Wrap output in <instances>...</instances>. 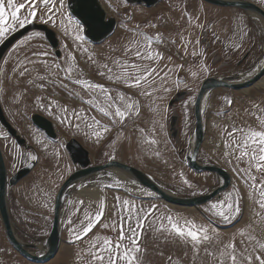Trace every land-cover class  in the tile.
I'll return each instance as SVG.
<instances>
[{"label": "rangeland", "instance_id": "rangeland-1", "mask_svg": "<svg viewBox=\"0 0 264 264\" xmlns=\"http://www.w3.org/2000/svg\"><path fill=\"white\" fill-rule=\"evenodd\" d=\"M254 1H259L264 9L261 0ZM4 3L7 11L11 13L12 9L8 8L7 0H4ZM15 3L27 4L28 0H15ZM102 3L107 13L117 19L118 26L113 37L100 45H93L86 39L84 42L75 40L78 29L76 19L68 10L67 0H51L48 5H44L43 0H36L38 11L33 22L42 23L41 16L46 19V9L52 8L55 22L49 21L46 25L54 29L59 37L61 58H56L50 46L46 47L38 42L41 39L45 41L43 33L32 32L10 49L0 68V100L7 119L29 145H35V151L39 154L38 164L33 171L10 190L12 218L17 234L26 243L45 240L51 232L57 192L78 169L73 165L67 151V143L72 140H76L83 147L94 145L96 151L109 148L113 140L120 143V158L127 161L125 164L150 174L166 189L184 197L201 196L219 185L220 180L216 174H198L185 164L183 154H186V138L191 130L187 132L183 127V146L180 148L170 136V144H166L165 139L157 136L163 124V109L175 97L167 100V95L173 88L172 60L175 61L176 57L166 53L160 44L161 39L162 43L168 41L175 46L180 53L193 51L196 57L199 55L194 61L204 65V59H209L205 53L209 51L210 43L206 40L203 44L202 41L201 49L198 48L200 42L197 41H200L201 34L199 31L209 19L224 16L226 23L229 22L227 25L236 27L235 31L232 27L212 30L215 37H221L224 46L236 47L246 35L245 40L254 37L253 42H248L249 46L254 43L252 52H249L251 58L243 68L251 69L264 54V33L260 24L257 22V27L247 19H241L240 12L233 15L228 12L230 10L207 4L203 6L200 0H162L151 8L144 5L128 7L119 0H102ZM27 11V8L21 9L18 15L23 17ZM69 17L72 18L71 22ZM9 22L10 26H14ZM155 25L160 28L155 29ZM15 27L14 32L21 29ZM14 32H10L8 37ZM146 37L150 38L151 47ZM47 48L49 54L46 56L33 55L38 52L45 53ZM137 52L141 53V56L138 57ZM148 52L159 53V57L147 59L145 56ZM227 55L224 59L230 61V54ZM231 55L235 57L236 51ZM245 55L246 52L240 53L237 60H242ZM72 56L75 57L74 63ZM182 60L185 62L184 58ZM232 60L236 61L235 58ZM32 61L37 63L33 64ZM56 64H59L60 68H56ZM131 65H139V73ZM70 66L73 71L70 74L71 79H67L65 69ZM233 67L234 65L230 69H223V72L215 76L238 74ZM25 69L28 71L21 76L20 72ZM152 69L155 71H152L146 80L141 81L138 87L129 86L137 74L145 75ZM125 72L129 73V77L124 76ZM188 75L185 68L178 69V76L186 80ZM40 76L46 79H38ZM209 77L211 76L204 73L195 82L201 86ZM75 80H86L109 89L111 101H106L105 94L99 90L83 87L74 83ZM50 86L56 92L53 95L50 94ZM186 92L192 94L190 91ZM120 94H123L124 101L120 100ZM87 101L93 103L89 104ZM127 102H134L135 107L121 120L115 116V107L119 106L121 110L126 111ZM180 105L176 104L173 109L178 112ZM100 108H104L109 114H103ZM35 114H41L53 122L59 135L57 140L43 138L31 122ZM204 121L206 135L199 160L204 164H217L227 169L233 177L232 186L223 192L220 198L198 208L174 207L146 189H132L121 180L101 178L99 182L87 187L93 191L82 194L77 192L66 201L61 247L49 262H32L16 249L15 254L14 248L6 238L0 218V264H100L94 258L93 252H100L105 240H110L113 246L130 244L127 238L123 241L119 239L122 224L126 237L129 234V224L136 226L134 218L129 220L123 203L125 200L129 201V207L134 208L144 218L142 234L138 241L141 251L137 254L141 264H232L229 255L232 249L229 246L233 244L240 261V254H247L245 249L251 251L256 246L255 241L249 242V236H255L264 243V232L258 227L264 225V209L259 207V186L264 184V169L258 171L256 162L251 157L238 159L240 149L236 147L244 143L249 130L264 131V86L255 84L242 91L214 90L204 107ZM194 127L193 115L192 132ZM3 129L0 125V146L11 177L17 169L26 165L27 156L31 154L32 157L33 152L20 149L16 141L6 135ZM146 129L152 133H145ZM100 142L108 143L100 145ZM248 143L251 145L252 142L249 140ZM179 149H182V154ZM154 150L160 155L154 154ZM154 155L160 158H155ZM147 164L149 166H146ZM249 174L256 178V190L250 186L252 181ZM221 201L225 209L228 203H232L234 207L237 202L239 204V214L229 222L217 216V210L211 208L213 203ZM141 209H151V212L145 217ZM100 211L103 213L102 219L94 222L92 230L81 240H76L74 232L70 229L81 231L88 223L85 215L95 217ZM169 216L174 222L178 220L181 227L187 222L194 224L197 229L207 227L209 241L193 248L190 242L185 243L174 234L159 231L161 223L169 227ZM69 219L72 224L68 223ZM241 232L244 235H241ZM101 254L107 257V252ZM103 264H108L107 259ZM118 264L124 262L119 260ZM241 264H246V261Z\"/></svg>", "mask_w": 264, "mask_h": 264}, {"label": "water", "instance_id": "water-1", "mask_svg": "<svg viewBox=\"0 0 264 264\" xmlns=\"http://www.w3.org/2000/svg\"><path fill=\"white\" fill-rule=\"evenodd\" d=\"M132 5H144L148 8L156 6L162 0H127ZM214 6L224 8H238L245 11L262 28L264 33V9L248 0H201ZM83 0H67V7L71 16L84 23V36L94 45L111 38L118 26V21L114 16L109 15L105 10L101 0H88L90 15L87 17L83 13L81 4ZM32 32L43 33L48 44L54 51L55 56L60 59L59 37L54 29L46 24L32 22L24 28L11 34L0 45V68L3 60L10 49L21 39ZM264 77V54L260 61L251 69L227 76H211L201 85L194 107L195 127L188 139L184 162L188 168L195 173H214L219 177V185L197 197H184L166 189L159 181L155 180L136 167L127 165L119 161H111L105 165L90 166L88 151L83 148L76 140H72L67 148L68 153L75 164L82 168L74 172L60 187L54 204V218L50 234L45 240H36L35 243H26L16 231V224L13 221L10 210V190L13 186L27 177L38 162V154L35 149L28 144L27 140L21 136L17 128L7 119L4 108L0 100V125L16 141V144L23 150H31L36 160H31L26 166L21 167L13 176L10 177L4 153L0 146V216L5 228L8 241L26 259L35 263H46L51 261L59 252L62 243V230L65 215L66 201L73 195L101 178H111L112 180H123L118 178L119 174L129 178V183L146 189L156 194L164 203L181 208H198L216 198H220L222 193L227 191L233 183L231 173L217 164H204L199 160L200 150L203 146L206 126L204 121V107L209 95L216 89H230L242 91L251 88ZM188 92L182 91L175 95L170 101L169 108L171 116L168 122V132L176 145L181 142V126L179 111L173 109L176 104L184 101ZM33 124L51 138H57L53 123L40 114L32 116ZM124 181V180H123ZM127 181V180H125ZM128 182V181H127Z\"/></svg>", "mask_w": 264, "mask_h": 264}, {"label": "snow or ice", "instance_id": "snow-or-ice-1", "mask_svg": "<svg viewBox=\"0 0 264 264\" xmlns=\"http://www.w3.org/2000/svg\"><path fill=\"white\" fill-rule=\"evenodd\" d=\"M51 3V0H43L44 5H48ZM261 3H264V0H261ZM7 6L8 8H11L12 11L9 13L5 7L4 0H0V44H2L7 38L8 34L10 32H14L16 30L15 26H18L20 28H24L26 25L32 23L36 17H37V8H36V0H28L27 4H17L15 3V0H7ZM27 8V14L23 17L19 16L18 13L21 11V9ZM81 8L83 10V13L87 17L90 15V7L88 5V0H83V3L81 4ZM45 14H47V18H43V15L41 16V22L42 23H49V21H54V14H52V8L49 7L46 9ZM71 17H69V22H71ZM11 25L10 26V22ZM76 27L78 29L77 34L75 35V40L79 42H84L85 36L80 35V32H83L86 28L84 26V23L81 22V20L76 19ZM67 34V33H65ZM39 35V34H37ZM31 39V37L29 38ZM146 39L149 40V47H151V41L150 38ZM23 43V42H21ZM199 43V41H197ZM84 51L86 52L87 49L85 48ZM34 56H46L47 53H33ZM137 56H141V53L137 52ZM159 57V53L153 54L152 52H148L145 58L147 59H153ZM73 63L75 61V57H71ZM31 63L35 64L37 61H32ZM56 68H60L59 64L55 65ZM106 67V65H105ZM132 68L137 69V72L139 73L140 66L139 65H131ZM205 71H207V68H204ZM25 71H28V69H25L24 71L20 72V75L23 76L25 74ZM66 73L68 74L66 76L67 79H71V73L73 71V67H68L65 69ZM111 71V69H109ZM155 71L154 69L148 71L145 75H139L137 74L135 76L134 82L130 83V87H138L141 83V81L146 80L148 75H151V72ZM195 75V73H193ZM124 76L127 78L129 77V73L125 72ZM40 80L46 79L44 76L38 77ZM111 79V77H109ZM54 83V81H52ZM76 84L82 85L83 87L93 89V90H99L100 92L105 94L106 101H111L112 97L109 94L110 90L104 88L102 85L94 84L86 80H75L73 81ZM128 82L127 79L125 81ZM31 83V81H29ZM61 87H64V85H61ZM167 91V89H165ZM123 94H120V100L124 101ZM87 103L92 104L93 101H87ZM230 104L231 101H228ZM135 104L134 102H127L125 105L126 111L121 110L119 106L115 107V116L119 117L121 120H123L128 113H131L134 110ZM103 114L108 115L109 113L105 112L104 108L99 109ZM79 125H77L78 127ZM107 131V129H105ZM97 136L99 138V133H97ZM247 139L244 141L242 145H237L236 147L240 149L238 159L243 157H251L252 160H254L256 169L259 171L261 169H264V131H252L249 130L246 133ZM251 141V145H249L248 141ZM154 143V141H153ZM251 147V151H249V148ZM31 159L36 160V156H32ZM112 159H115V157H112ZM249 178L252 181V184L250 185L253 190L257 189V185L255 183V177L251 176L249 174ZM191 187V185H189ZM151 195V193H149ZM259 207L261 209H264V184H261L259 186ZM125 210L128 212L129 220L132 218L135 219L136 226L132 227L131 224H129L128 228V236H125L124 227L123 224L121 225L120 229V236L119 239L121 241L125 240L126 238L129 240V245H122V244H116L115 246L112 245L110 240H105L103 242V247L100 252H93L94 258L100 262V264H103L105 259H107L108 264H118L119 260H122L124 264H141L138 253L141 251L140 247L138 246V241L140 238V235L142 234V228H143V222L144 218H142L134 208L129 207V201L125 200L124 202ZM211 208L216 211V215L221 217L225 222H229L234 218L235 215H238L240 212V207L238 202L236 203V206L234 207L232 203H228L225 209L224 203L217 202L213 203L211 205ZM141 212L145 213V217L150 214L151 209H141ZM102 211L97 212L95 217H92L88 214L85 215V219L88 220V223L81 231H77L75 228L70 229V231L74 232L76 240H81L84 235H87L89 231L92 230L94 227V222H99L102 219ZM259 215V214H257ZM69 224H72L71 219L68 221ZM167 224L169 227H165L163 223H161L159 231L167 232L170 234H174L175 236L179 237L181 240H183L185 243H191L193 248H198L200 244L205 243L209 241L210 237L208 235L209 229L207 227H204L202 229H197L194 224H191L190 222H187L184 227H181L179 224V221L173 220L171 216L167 217ZM107 227V225H105ZM260 227L261 232H264V225H258ZM201 232L203 234H201ZM241 235H244L243 232H241ZM249 242L255 241L256 246L252 248L251 251H248L245 249L246 255L241 253V260L238 261L237 254L235 251V245H230L232 252L229 253L230 259L232 261V264H241L242 261H246V264H264V255L261 253H264V243H261L259 240L256 239L255 236H249ZM92 247H95V244L92 245ZM257 248L259 251H257ZM101 252H107V257L101 254Z\"/></svg>", "mask_w": 264, "mask_h": 264}, {"label": "crops", "instance_id": "crops-1", "mask_svg": "<svg viewBox=\"0 0 264 264\" xmlns=\"http://www.w3.org/2000/svg\"><path fill=\"white\" fill-rule=\"evenodd\" d=\"M248 1L257 4L260 7L262 6L259 1L258 2L254 1V0H248ZM200 2H202L203 6L205 4H207V5H210L212 7L218 8V9L230 10L228 12H231L233 15L239 14L238 12H240L241 13V19H244V20L247 19L248 22L253 23V25L257 24V22H255L245 11H243L241 9L218 7V6L211 5V4L206 3L204 1H201V0H200ZM242 16H245V17L242 18ZM223 17L224 16H217L216 18L209 19V22L202 26V28L199 31V32H201V34H200V37H199V40H200L199 42L200 43H199L198 48L201 49V46L203 44H205L206 40H208L209 43H210V48H209V51L207 53H205L206 56H208L212 51H214V52L217 51V53H220L223 57L224 56L227 57L228 56L227 54L229 53L230 54V56H229L230 57V59H229L230 61L233 58H235L236 61H238L237 57L239 56L240 53L246 52V55H248V54H250L248 52H252V50H253L252 46L254 45V43H252L251 46H249L248 42L250 40H252V42H253L254 41V37H253V39L251 38V39L245 40V37L247 36L246 35L244 38H242L241 43L239 45H237L236 47H226V46H224L222 44V42H221V37L220 36L215 37L213 35V33H212V30L217 31L216 30L217 28L221 29V28H231L232 27L233 30L235 31L236 27L227 25L229 22L226 23L227 19H225ZM161 23H162V20H161ZM233 23H235V22H233ZM160 26H161V29H163L162 24ZM255 26H257V25H255ZM156 28L158 29L160 27H158V25H155V29ZM82 33H83L82 35H84V31ZM202 41H203V44H202ZM38 42L40 44H44L46 47L50 46L46 39H45V41H43L41 39V41L39 40ZM88 42H90V41H88ZM90 44H92V43L90 42ZM160 44L165 49L166 53L171 54L174 57H176L175 61L171 59L172 60V65H173V69H174V74L171 77L172 83H173V88H172V92L169 95H167V97H168L167 100L169 101V99L171 97L175 96L177 93L182 92V91H190L192 93V94H188L186 99L184 101L180 102V104H181L180 105V110L178 108L179 113H180V118H181L182 133H183V127H184V129H187V132L189 130H191L187 134L188 138H186V140H188L189 137L191 136V133H192V118H193V115H194L193 113H194V106H195L196 97H197V94H198V92H199V90L201 88L200 84L196 83L195 81H198L199 80L198 78L201 77V75H203L204 73L205 74L207 73V75H209V71L212 72L213 68H212L211 63L209 62V60L207 58L204 59V62H205L204 65H203L202 62L194 61V60L199 58V55L196 57V53H193V51H191V52L186 51L184 54L180 53L179 51H177L175 49V46H173L172 44H169L168 41L165 42V43H162V39H161V43ZM68 46L70 47V44ZM172 48L175 50V52H174V50ZM233 51H236L237 55L235 57H231L232 56L231 54L233 53ZM46 53L49 54V49L46 51ZM183 58L185 59V62H183V60H182ZM207 66H208V68H207ZM179 68L180 69L181 68L182 69L185 68L188 71L189 75H188V78L186 80L183 79L182 77L178 76V69ZM204 68H207V71H205ZM193 73H195V75H193ZM164 78L166 79L167 77H164ZM49 89L51 90L50 94L53 95V93H56V92L53 91L51 86L49 87ZM196 90L198 92H196ZM169 111H170L169 105L164 107V109H163V114H164V116H163V124L161 125V127L159 128V131L157 133L158 137L163 138V139L166 140V144L167 143L170 144L172 142L170 140V137H169L168 126H167L168 125L167 119H168V116H169ZM145 133L151 134L152 131H149L148 129H146ZM106 143H108V142H105V143L100 142L98 144L103 145V144H106ZM70 144H71V141L69 143H67V148L69 147ZM119 144L120 143H115V141L113 140L110 143L109 148H106L104 151H102V150L96 151L95 148H94V145L86 146V145L83 144L86 147V148L85 147H83V148H85L88 151V153H89L90 162L91 163L93 162V164H90L91 166L105 165V163L107 164V162L109 163L111 161H119V162H122V163H127V161L125 159H121L120 158L121 148H120ZM32 147L36 150L35 145H32ZM36 152L38 154V151H36ZM158 152H160V151H158ZM154 154H159V153H157L154 150ZM154 156H155V158L156 157L160 158V156H158V155H154ZM112 157H115V159H112ZM38 161H39V154H38ZM37 164H38V162H37ZM73 165H76L78 167L77 170H79L81 168L79 166V164L73 163ZM146 166H149V165L147 164ZM12 248H14V247L12 246ZM13 250H14V253L17 252V251H15V248Z\"/></svg>", "mask_w": 264, "mask_h": 264}, {"label": "flooded vegetation", "instance_id": "flooded-vegetation-1", "mask_svg": "<svg viewBox=\"0 0 264 264\" xmlns=\"http://www.w3.org/2000/svg\"><path fill=\"white\" fill-rule=\"evenodd\" d=\"M121 3H123V5H125V6H128V7H134V6H142V5H132V4H129L128 3V1L127 0H119ZM101 2H102V0H101ZM104 4V3H103ZM249 53V52H248ZM250 55L251 54H248L247 56L245 55V57L243 58V60H240V61H234V60H231V61H227L226 59H224V57L220 54V53H217V51H212L209 55H208V60H209V62L211 63V66H212V72H210L209 71V76H215V75H217L218 73H220V72H223L222 70L223 69H225L226 70V68H231L233 65H234V67H233V69L234 70H236L238 73L239 72H242V71H245V70H248L247 68H243L247 63H248V60L251 58L250 57ZM242 69H244V70H242ZM41 115V114H40ZM43 116V115H42ZM46 118V117H45ZM31 122H32V118H31ZM52 122V121H51ZM33 123V122H32ZM53 123V122H52ZM34 125V124H33ZM54 125V124H53ZM35 126V125H34ZM36 127V126H35ZM54 129H55V133H56V135H57V138L55 139V138H51V137H49L45 132H43V131H41V130H39V129H37L38 130V132H40V134L43 136V138H45V139H47V140H57L58 138H59V135H58V133H57V129H56V127H55V125H54ZM4 130V129H3ZM5 131V133H6V135H8L9 137H10V135L7 133V131L6 130H4ZM19 132V131H18ZM20 134V133H19ZM21 135V134H20ZM22 136V135H21ZM11 138V137H10ZM183 146V141H181V143L178 145V147L180 148V147H182ZM186 147V146H185ZM181 150L182 149H179V151H180V154H182L181 153ZM183 155H185V154H183ZM32 159H31V154H30V156L28 157L27 156V163H26V165L31 161ZM25 165V166H26ZM80 166V165H79ZM21 168V167H20ZM19 168V169H20ZM19 169H17V171L19 170ZM16 171V172H17ZM15 172V173H16ZM14 173V174H15ZM14 174H12V175H14ZM11 175V176H12Z\"/></svg>", "mask_w": 264, "mask_h": 264}, {"label": "bare ground", "instance_id": "bare-ground-1", "mask_svg": "<svg viewBox=\"0 0 264 264\" xmlns=\"http://www.w3.org/2000/svg\"><path fill=\"white\" fill-rule=\"evenodd\" d=\"M103 4V3H102ZM104 6V5H103ZM257 84H260V85H262V86H264V78H262L261 79V81L260 82H258ZM216 90H218V89H216ZM195 107V106H194ZM205 141V140H204ZM13 176V175H12ZM118 178H121V179H123L122 181L126 184V186H128L129 188H138V189H143V188H141V187H139V186H136V185H134V184H131V183H129L131 180L129 179V178H127V177H125V176H121L120 174H119V176H118ZM125 180H127V181H125ZM145 190V189H144ZM89 191H93V190H89L88 188H86V189H84V190H81V191H79L78 192V194H82V193H87V192H89ZM192 208H194V207H192Z\"/></svg>", "mask_w": 264, "mask_h": 264}]
</instances>
